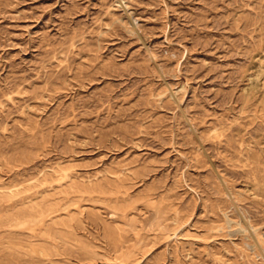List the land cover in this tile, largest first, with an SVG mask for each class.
Masks as SVG:
<instances>
[{
	"label": "rangeland",
	"instance_id": "1",
	"mask_svg": "<svg viewBox=\"0 0 264 264\" xmlns=\"http://www.w3.org/2000/svg\"><path fill=\"white\" fill-rule=\"evenodd\" d=\"M0 264H264V0H0Z\"/></svg>",
	"mask_w": 264,
	"mask_h": 264
},
{
	"label": "bare ground",
	"instance_id": "2",
	"mask_svg": "<svg viewBox=\"0 0 264 264\" xmlns=\"http://www.w3.org/2000/svg\"><path fill=\"white\" fill-rule=\"evenodd\" d=\"M150 212V211H149ZM153 215H155V212H154V214ZM152 217V216H151ZM154 218V217H153Z\"/></svg>",
	"mask_w": 264,
	"mask_h": 264
}]
</instances>
